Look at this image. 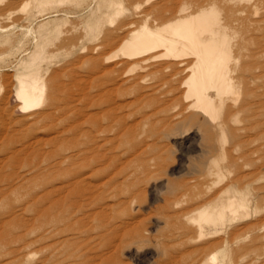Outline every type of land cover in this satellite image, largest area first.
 Segmentation results:
<instances>
[{"label":"rangeland","instance_id":"374dc122","mask_svg":"<svg viewBox=\"0 0 264 264\" xmlns=\"http://www.w3.org/2000/svg\"><path fill=\"white\" fill-rule=\"evenodd\" d=\"M184 7L231 38L220 134L179 61L141 68L120 52ZM26 99L41 102L20 110ZM56 190L85 195L79 214L103 212L76 227L85 247L62 264H264V0H0V223L22 220L27 193Z\"/></svg>","mask_w":264,"mask_h":264},{"label":"bare ground","instance_id":"6f19581e","mask_svg":"<svg viewBox=\"0 0 264 264\" xmlns=\"http://www.w3.org/2000/svg\"><path fill=\"white\" fill-rule=\"evenodd\" d=\"M187 10L184 7L182 15L159 26L152 27L147 22L133 30L120 52L130 63L141 68L157 59L179 61L169 62V67L180 64L184 71L189 72L185 82L187 97L193 98L192 106L212 116L213 120H205L212 124L211 131L213 129L215 134H220V126L214 122L218 115L216 102L222 101V93L227 91L232 74L237 72V64H231V38L226 33L227 25L216 23L211 17L212 12L204 8L190 13ZM142 78V75H137L133 80L138 84ZM40 102L41 99L34 102L26 99L19 109H27ZM15 196L19 200L22 198L18 193ZM83 198L85 195L76 190L27 193V200L20 207L24 212L22 220L20 215L11 211L8 219L0 223V227L7 226L0 233L1 254L4 257L25 255L28 264H62L75 256L85 247L84 243L79 245L76 241L81 238L77 236L76 227L88 225L86 219L103 216L102 211L79 214L80 211L74 208ZM214 209L205 210L199 222L201 229L209 234L216 232L224 222L222 219L227 217L224 207ZM13 243L18 245L12 247ZM61 244L63 247H59ZM38 253L42 256L36 261Z\"/></svg>","mask_w":264,"mask_h":264}]
</instances>
